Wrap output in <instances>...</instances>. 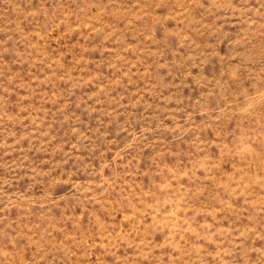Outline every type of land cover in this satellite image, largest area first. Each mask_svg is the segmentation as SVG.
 I'll list each match as a JSON object with an SVG mask.
<instances>
[{
  "label": "rangeland",
  "instance_id": "obj_1",
  "mask_svg": "<svg viewBox=\"0 0 264 264\" xmlns=\"http://www.w3.org/2000/svg\"><path fill=\"white\" fill-rule=\"evenodd\" d=\"M0 264H264V0H0Z\"/></svg>",
  "mask_w": 264,
  "mask_h": 264
}]
</instances>
